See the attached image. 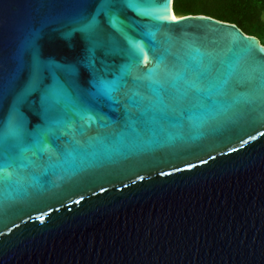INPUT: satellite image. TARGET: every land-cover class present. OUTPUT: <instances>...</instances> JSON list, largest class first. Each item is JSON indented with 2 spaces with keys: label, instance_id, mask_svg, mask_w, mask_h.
<instances>
[{
  "label": "water",
  "instance_id": "water-1",
  "mask_svg": "<svg viewBox=\"0 0 264 264\" xmlns=\"http://www.w3.org/2000/svg\"><path fill=\"white\" fill-rule=\"evenodd\" d=\"M102 6L0 0V264H264V46Z\"/></svg>",
  "mask_w": 264,
  "mask_h": 264
},
{
  "label": "trees",
  "instance_id": "trees-1",
  "mask_svg": "<svg viewBox=\"0 0 264 264\" xmlns=\"http://www.w3.org/2000/svg\"><path fill=\"white\" fill-rule=\"evenodd\" d=\"M176 17L201 14L232 23L264 46V0H172Z\"/></svg>",
  "mask_w": 264,
  "mask_h": 264
},
{
  "label": "snow or ice",
  "instance_id": "snow-or-ice-1",
  "mask_svg": "<svg viewBox=\"0 0 264 264\" xmlns=\"http://www.w3.org/2000/svg\"><path fill=\"white\" fill-rule=\"evenodd\" d=\"M123 0H103V6L101 8L102 12H107L109 14H112L116 11V6L121 4ZM97 25L95 22V19H91L84 23L82 25V29L86 33H92L96 30ZM264 68V66H262ZM149 71H152L151 69ZM11 139L14 141L12 147H20V145L23 143L24 139V131L22 128V125L19 124H14L10 121L7 131H0V142H3L5 139ZM12 158L10 157L8 159V162L5 163H0V173H3L5 167H11L12 166ZM191 167V165L189 166ZM11 174L9 173L8 177H5L3 175H0V181H3L4 179L10 178ZM43 219V217H41Z\"/></svg>",
  "mask_w": 264,
  "mask_h": 264
}]
</instances>
